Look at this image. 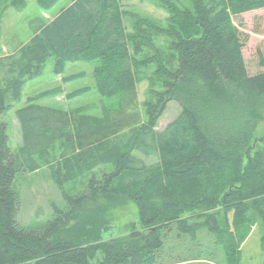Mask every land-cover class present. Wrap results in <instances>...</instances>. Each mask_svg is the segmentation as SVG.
I'll return each mask as SVG.
<instances>
[{
	"label": "trees",
	"instance_id": "16d2710c",
	"mask_svg": "<svg viewBox=\"0 0 264 264\" xmlns=\"http://www.w3.org/2000/svg\"><path fill=\"white\" fill-rule=\"evenodd\" d=\"M191 1L193 9L162 0L171 15L167 28H160L131 12L123 0H72L53 19L41 21L14 53L0 57L4 71L0 114L21 101L26 84L41 77L52 59L56 75L63 74L70 62L93 63L95 87L102 98L128 95V108L132 107L126 111L103 105L98 116L82 108L55 112L29 104L17 114L26 141L18 152L10 145L7 125L0 124V264L201 261L199 257L182 259L181 254L191 250L189 241L198 238L202 228L213 235V244L225 248L229 263L238 264L247 199L260 197L254 210L264 226V152L250 160L249 176L240 172L242 150L256 127L257 110L264 105V52L258 49V70L249 73L243 52L249 35L235 24L234 16L264 8V0ZM57 2L38 0L45 10ZM155 30L173 38L171 48L178 57L175 68L156 47ZM147 49L153 54L145 56ZM152 64L162 89L152 88L144 120L133 105L138 84L149 77ZM84 76L85 72H78L64 76L63 81ZM91 90L86 85L67 97ZM61 92L62 87L56 86L28 100ZM172 100L181 111L163 130H157ZM54 142L63 145V152L46 164L56 184L63 187L79 176L91 175L83 191L64 192V206L53 205L54 214L43 228L31 229L17 219L21 197L13 182L18 173L40 167L33 154H48ZM136 151L157 160L146 163ZM101 167L98 176L95 170ZM119 196L132 199L138 207L142 231L134 230L133 242L114 239L84 245L67 236L65 230L84 206ZM218 206L224 210H214ZM197 207L202 212L180 216L183 210ZM230 210H234L231 219ZM261 244L264 250V233Z\"/></svg>",
	"mask_w": 264,
	"mask_h": 264
},
{
	"label": "rangeland",
	"instance_id": "374dc122",
	"mask_svg": "<svg viewBox=\"0 0 264 264\" xmlns=\"http://www.w3.org/2000/svg\"><path fill=\"white\" fill-rule=\"evenodd\" d=\"M72 0H58V2L49 10L43 9L38 0H3L0 4V57L14 53L18 47L28 41L38 29L41 21L48 22L59 13V11L71 3ZM178 7L193 9L191 0H170ZM126 7L133 13L147 18L149 22L160 28H167L168 19L171 10L162 0H123ZM235 24L245 34L249 35L246 46L244 47V57L247 63L249 73H256L258 70V49L264 52V8L244 12L234 16ZM132 20L128 18V28L131 29ZM155 45L161 53L164 61L171 67L178 65L177 53L171 48L173 38L166 32L154 31ZM152 49H147L145 56L153 54ZM93 63L86 61L70 62L67 65L65 74L85 71L84 77H80L69 83H62L61 76L53 72L54 60L47 63L44 74L30 82L24 88L23 93L27 96L38 91L62 84L63 92L52 97L46 98L43 102L52 103L61 107L89 105L94 114H100L103 105L118 110L128 111V95L117 98H102L95 87V77L93 75ZM149 77L138 84L135 106L142 116L146 119L145 102L152 100V88L162 89L161 78L155 73V66L152 64L148 68ZM4 71L0 70V88ZM91 85L92 90L73 100L66 97V93L74 89ZM19 105H15L17 107ZM181 111V106L175 100L168 103L164 114L157 123V130H163L167 124L173 120ZM258 120L256 127L251 135L248 145L242 150V164L240 172L246 176L250 175L247 168L250 160L254 158L257 152H264V105L257 110ZM7 125V132L10 138V144L15 148V152L20 150L22 140L21 127L15 116V108L6 110L0 114V124ZM53 147L58 142L52 143ZM52 147V146H50ZM139 157H142L146 163L156 162V157H144L142 153L136 151ZM57 154L55 150L50 154L34 153L33 158L40 165L37 171H26L18 173L14 179L13 187L21 197L20 209L17 219L21 225L40 229L45 226L53 214V205L64 206V192L74 194L83 191L88 183L90 173H86L65 183L62 186L56 184L52 177L49 166H46L48 159H55ZM50 160V161H51ZM103 168L95 170L96 175H100ZM240 183L235 184L238 188ZM243 188L242 190H244ZM260 197H253L246 200L248 204L244 214L247 221L242 220L240 231L243 232V241L238 249V264H263L264 250L262 248V236L264 226L262 219L259 218L254 210L255 201ZM214 210L223 211L222 206ZM202 212L200 208L183 210L180 216L185 217L190 214ZM234 210L228 212L229 218H232ZM232 230L236 227L232 225ZM134 230L142 231L139 224V213L137 204L125 196L114 198L103 197L90 204H87L76 215L69 228L65 230L67 236L77 238L82 244L90 245L99 242H111L114 239L123 243L134 241ZM64 232V230H63ZM195 239H190L192 248L190 251H184L181 254L182 259L193 260L196 257L202 258L201 261H187L183 264H230L225 248L222 245H215L213 235L207 228H202L197 232ZM239 238V237H238ZM187 246L181 245L180 248ZM190 247V246H189ZM188 247V249H189ZM237 264V261L234 263Z\"/></svg>",
	"mask_w": 264,
	"mask_h": 264
},
{
	"label": "crops",
	"instance_id": "0c3cea01",
	"mask_svg": "<svg viewBox=\"0 0 264 264\" xmlns=\"http://www.w3.org/2000/svg\"><path fill=\"white\" fill-rule=\"evenodd\" d=\"M54 18V17H53ZM78 72H85V71H78ZM78 72H73V73H69V74H65V73H63V74H59L60 76H61V81H62V83H69V82H72V81H69V82H64L63 81V78H64V76H66V75H70V74H74V73H78ZM85 74H86V72H85ZM77 80V79H76ZM73 81H75V80H73ZM56 86H61L62 87V92H63V86H62V84H57V85H54L53 87H56ZM89 86H91V85H89ZM53 87H50V88H53ZM92 87V86H91ZM48 89V88H47ZM42 91V90H41ZM38 92H40V91H38ZM38 92H36V93H38ZM90 92V91H89ZM36 93H34V94H36ZM67 93H69V92H67ZM67 93H66V97H67ZM88 93V92H87ZM34 94H30V95H25L24 93H23V96H22V99H21V101L19 102V103H17L16 105H19V106H17V107H15V105H14V108H15V116H16V118L18 119V121H19V125H20V127H21V132H22V140H21V142H20V145L17 147V148H21V147H23L24 145H25V143H26V141H25V137H24V134H23V129H22V122L20 121V117L17 115L19 112H21V113H23V111L26 109V107L28 108V106H29V104H31V108L32 107H39V108H46V109H50V110H52V111H55V112H57V111H67V112H70L71 113V111L72 110H74V109H77V108H82L83 109V111L84 112H86L87 114H89V115H101V113H102V110H101V113L100 114H94V113H92V112H90L91 111V106H89V105H78V106H69V107H61V106H58V105H55V104H52V103H46V102H43V100H45L46 98H49V97H52V96H54V95H51V96H49V97H45V98H42V99H39V100H36L35 102H29V100H28V98L30 97V96H32V95H34ZM58 94H61V93H58ZM86 94V93H85ZM82 95H84V94H82ZM79 96H81V95H79ZM79 96H77V97H79ZM77 97H74V98H68L69 100H73V99H75V98H77ZM29 107V108H30ZM60 136H62V135H59L58 137H57V139H59V142H60ZM11 143V142H10ZM11 145V144H10ZM63 145H60V143H58V145L55 147V148H52V147H49V149H48V154H52L53 153V150L55 149V153L57 154V156H59V155H61L62 154V152H63V150L61 149L60 150V147H62ZM11 147H12V145H11ZM12 149L13 150H15V148L14 147H12ZM33 161H34V159H33ZM46 166H48L47 164H46ZM41 167H38L36 170H34V171H37V170H39Z\"/></svg>",
	"mask_w": 264,
	"mask_h": 264
}]
</instances>
